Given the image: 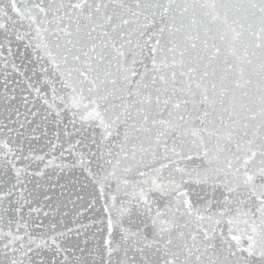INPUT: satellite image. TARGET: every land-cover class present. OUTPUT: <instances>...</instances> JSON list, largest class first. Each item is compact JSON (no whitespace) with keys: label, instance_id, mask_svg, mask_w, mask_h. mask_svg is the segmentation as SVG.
<instances>
[{"label":"snow or ice","instance_id":"1","mask_svg":"<svg viewBox=\"0 0 264 264\" xmlns=\"http://www.w3.org/2000/svg\"><path fill=\"white\" fill-rule=\"evenodd\" d=\"M0 264H264V0H0Z\"/></svg>","mask_w":264,"mask_h":264}]
</instances>
